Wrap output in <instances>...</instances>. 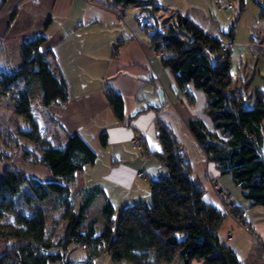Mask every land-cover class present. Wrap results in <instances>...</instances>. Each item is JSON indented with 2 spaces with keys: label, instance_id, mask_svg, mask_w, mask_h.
<instances>
[{
  "label": "trees",
  "instance_id": "16d2710c",
  "mask_svg": "<svg viewBox=\"0 0 264 264\" xmlns=\"http://www.w3.org/2000/svg\"><path fill=\"white\" fill-rule=\"evenodd\" d=\"M107 2L113 7H138L145 12V19L155 18L160 11L155 0ZM253 2L264 19V2ZM244 9L245 0H239L235 18L218 38L180 13L164 30L155 23L141 24L152 28L151 42L165 51L162 64L174 74L179 87L186 90L192 85L205 94V114L212 127L208 128L201 119H191L189 129L207 159L221 175H231L252 206L264 208V92L257 91L255 103L249 106L241 93L231 90V48ZM46 42L44 35L24 38L20 68H0V96L13 101L16 114L32 126L19 134L33 143L34 152L27 148L21 152L25 160L45 166L50 174L41 180L15 167H5L0 177V239L8 244L0 254V264H75L69 259V252L82 245L87 246L89 255L84 264H94L104 254L118 264H172L175 259L180 264H241L236 253L219 238L225 213L205 200L202 181L192 176L181 144L160 119L155 127L161 151L149 155L161 163L163 171L149 179V204L141 201L126 206L115 218L113 204L97 186L79 191L75 195L78 204L72 202L75 177L95 162L96 153L77 133L69 135L61 146L53 145L38 133L31 109L32 82H39L43 107L66 103L69 98L67 82L51 68V51L44 49ZM106 97L122 119V96L109 87ZM189 100L193 104L194 96L190 95ZM207 137L221 142L225 148L209 144ZM101 143L106 145L105 135ZM3 157L12 155L0 151V158ZM20 194L31 209L28 214L16 210V197ZM51 196L50 205L38 207ZM99 197H103L100 229L97 218H88ZM231 211L240 218L238 207L232 205ZM11 214L13 220L8 219ZM58 222H65L60 235L56 231Z\"/></svg>",
  "mask_w": 264,
  "mask_h": 264
},
{
  "label": "crops",
  "instance_id": "0c3cea01",
  "mask_svg": "<svg viewBox=\"0 0 264 264\" xmlns=\"http://www.w3.org/2000/svg\"><path fill=\"white\" fill-rule=\"evenodd\" d=\"M107 1L0 0V68L8 71L20 68L24 38L37 35L47 38L44 49L51 51L52 70L67 82L69 98L66 103L45 107L51 123V136L46 139H56L63 145L69 135L77 133L91 147L96 153L95 162L76 175L72 188L76 192L92 186L101 188L114 206L115 218L126 206L151 201L149 179L163 171L161 163L149 155L161 151L155 127L156 120L160 119L171 128L194 175L202 181L205 200L225 213L218 231L221 242L236 253L241 264H264V208L252 206L231 175L219 173L189 129L191 119H201L208 128L212 127L205 114V94L192 85L183 93L174 74L163 66L149 36L152 28L141 24L144 21L153 24L145 19L144 11L134 6L113 7ZM155 1L160 11L183 14L217 38L230 27L239 8V0ZM246 7L247 0L244 11ZM252 43L253 49L259 50L255 42ZM259 53H255L254 64L260 59L264 61ZM250 62L242 57V77L238 82L232 75L231 90L241 93L247 105L253 106L255 93L262 90L251 88L255 75L249 78ZM109 87L122 96V119L107 100ZM158 90L163 93V105ZM37 95L40 102L41 91ZM190 95L194 96L193 104ZM13 104L0 96V151L12 155L0 158V177L6 166H11L46 180L50 175L47 168L25 160L21 150L26 147L18 143L15 132L3 119L4 113H13ZM135 133L145 137L138 146L133 144ZM4 135L9 142L2 139ZM103 135L106 136L105 146L101 143ZM23 143L34 152V145ZM138 172L143 177H137ZM215 182L230 192V205L219 198ZM50 204L45 201L37 205ZM232 205L240 210V218L231 211ZM7 244L0 239V254ZM85 258L86 253L79 246L69 252V259L75 264H84ZM94 264H112V261L104 254ZM172 264H180V261L175 259Z\"/></svg>",
  "mask_w": 264,
  "mask_h": 264
},
{
  "label": "rangeland",
  "instance_id": "374dc122",
  "mask_svg": "<svg viewBox=\"0 0 264 264\" xmlns=\"http://www.w3.org/2000/svg\"><path fill=\"white\" fill-rule=\"evenodd\" d=\"M251 1L252 0H247L246 10L244 11L242 16H240L238 20V25L236 29V38H235L234 45L232 47L231 75H233L236 81L240 82L241 77H242L241 74L243 72L242 70L243 66L241 64V61H242V57L243 59L246 57L247 59L251 60L250 62L251 65L247 66L249 68V72H248L250 74L249 78L250 76L255 75L253 81L251 82L252 90L253 89L257 90L259 88L264 92V61L260 59L258 60L259 62L257 64H254L257 59L255 58V56H257V54H255L256 52L259 51L260 52L259 54L264 57V19L260 18V10L258 6ZM260 2H264V0H260ZM120 16H123V14L121 13ZM174 17H175V14H171L169 12H165L161 10L155 14V18L150 17L148 18V20L150 23H153V24L155 23L159 29L164 30L168 27V25H170ZM251 37L253 38L252 40H251ZM252 42H255V45L259 47V50L253 49ZM158 50L159 49H156L157 55L159 56ZM160 50H163V49H160ZM164 55L159 56V57L162 58ZM258 71L260 72V74H258ZM39 91H40L39 82L35 80L31 84V109L33 112V116L38 124V133L44 139H46L47 136H51L50 135L51 134V126H50L51 123L48 121L46 117L47 111L45 110V107L41 106L39 102V97L37 95ZM2 116L5 122H7L9 128H11V130L15 132L17 141L21 146L28 148L23 143V141L24 142L27 141L31 145H33V143L30 140L25 139L19 134V131L21 130L28 131L32 128V126L30 122H28L26 119L16 114L15 104H13L12 114L8 112V113H4ZM2 139L8 142L10 140L8 139V136L6 135H4ZM54 140L55 141L51 140L50 142H52V144L55 146H61L60 143L56 141V139ZM137 143H139V141ZM137 143H133L134 146H138ZM32 148L34 149V147ZM192 176H194L193 171H192ZM72 189H73L72 202L75 205H77L79 199L75 197V195L78 192H76L74 187ZM51 201H52V198L48 200V202H51ZM102 204H103V197L97 198L90 209V212H89L90 217L88 216L89 219L92 217H95L99 220L98 221L99 223L97 224L98 229H100L103 224L102 215L100 211ZM16 210L17 212L24 213V214H28L31 212L30 207L24 204L23 194H20L16 197ZM117 216H118V213L116 214V217ZM13 218H14V215L12 214L8 216L9 220H13ZM56 226H57L56 231L60 235L65 228V222H58L56 223ZM82 251L85 253L83 249ZM193 264H199V262H194Z\"/></svg>",
  "mask_w": 264,
  "mask_h": 264
},
{
  "label": "built area",
  "instance_id": "2783aa9c",
  "mask_svg": "<svg viewBox=\"0 0 264 264\" xmlns=\"http://www.w3.org/2000/svg\"><path fill=\"white\" fill-rule=\"evenodd\" d=\"M229 8H233L232 5H229ZM158 54H159V56H162L165 54V51L164 50H158ZM186 92H187V89L186 90L184 89L183 93H186ZM143 138H145V137L135 133L133 136V143H137L138 141L140 143ZM139 143H137V144H139ZM142 176L143 175L141 173H139V172L137 173V177H142ZM214 185H215L214 188H215L219 198L222 200V202L227 206L230 205L231 204L230 192L227 189L220 187L217 182H215ZM81 249H83L85 251V253H86V258H85L86 260L85 261H87L89 259V255L87 253L88 248L86 245H82ZM112 264H118V263H112Z\"/></svg>",
  "mask_w": 264,
  "mask_h": 264
},
{
  "label": "water",
  "instance_id": "95a60500",
  "mask_svg": "<svg viewBox=\"0 0 264 264\" xmlns=\"http://www.w3.org/2000/svg\"><path fill=\"white\" fill-rule=\"evenodd\" d=\"M157 94L159 95L160 102L163 105L164 104V101H163V93H162V91L161 90H158L157 91ZM207 142L209 144H211V145L218 146V147H221V148H225V145H223L221 142H219L217 140H211L209 137H207Z\"/></svg>",
  "mask_w": 264,
  "mask_h": 264
}]
</instances>
